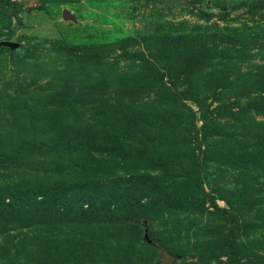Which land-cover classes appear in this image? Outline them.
<instances>
[{"label":"rangeland","instance_id":"374dc122","mask_svg":"<svg viewBox=\"0 0 264 264\" xmlns=\"http://www.w3.org/2000/svg\"><path fill=\"white\" fill-rule=\"evenodd\" d=\"M1 40L0 195L88 203L0 213V264H264V0H0Z\"/></svg>","mask_w":264,"mask_h":264},{"label":"trees","instance_id":"16d2710c","mask_svg":"<svg viewBox=\"0 0 264 264\" xmlns=\"http://www.w3.org/2000/svg\"><path fill=\"white\" fill-rule=\"evenodd\" d=\"M20 51V49L18 50ZM195 102L199 105L200 102L196 101ZM117 181L114 183L116 185L115 190L118 191L119 193L124 192V194H130L133 191L134 188V180L130 176H121L116 179ZM78 189V187H76ZM74 192L76 189H72ZM65 192H55L43 195L39 194L38 192L31 193L30 191H24L19 194L17 199L14 197H6L0 195V213L5 212V214L9 215V212H12L14 214V217L22 216V214H33L34 212H37V215H40L42 213H47L51 214L52 211L54 210V206L57 205L59 206L61 202L65 203V209L68 210V208H71V206H75V204L81 205L83 202L87 201L88 199H82L83 196H80L76 201L74 198V193L71 194V196H67L65 193L70 192V190H64ZM121 197V194H118ZM38 196H41L40 198H37ZM7 198V200H6ZM74 199V200H73ZM88 205V204H86ZM68 206V207H67ZM26 208H29L28 212H24ZM23 210V212L21 211ZM52 210V211H51ZM32 215H29V218ZM40 232H43V230H39ZM46 235H41V237H45ZM123 237L122 235H117L115 242L118 244V248H121L125 251L129 250L128 248L131 247L129 244H127V239L123 241L121 238ZM223 252L226 256L228 264H238L236 259L234 258L231 250L227 247L223 249ZM66 264V263H62ZM114 264H123V262L120 259L114 260Z\"/></svg>","mask_w":264,"mask_h":264},{"label":"water","instance_id":"95a60500","mask_svg":"<svg viewBox=\"0 0 264 264\" xmlns=\"http://www.w3.org/2000/svg\"><path fill=\"white\" fill-rule=\"evenodd\" d=\"M66 11H63V14H66ZM0 46H5L11 50L17 49L18 48V44L16 42L13 41H6V40H1L0 41Z\"/></svg>","mask_w":264,"mask_h":264}]
</instances>
